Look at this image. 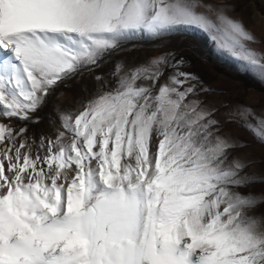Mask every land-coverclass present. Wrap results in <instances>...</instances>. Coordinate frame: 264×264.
Instances as JSON below:
<instances>
[{
	"label": "snow or ice",
	"instance_id": "6c2138e0",
	"mask_svg": "<svg viewBox=\"0 0 264 264\" xmlns=\"http://www.w3.org/2000/svg\"><path fill=\"white\" fill-rule=\"evenodd\" d=\"M237 2L0 0V264H264V167L230 127L264 144V108L216 99L174 48L111 60L198 30L264 85Z\"/></svg>",
	"mask_w": 264,
	"mask_h": 264
},
{
	"label": "rangeland",
	"instance_id": "374dc122",
	"mask_svg": "<svg viewBox=\"0 0 264 264\" xmlns=\"http://www.w3.org/2000/svg\"><path fill=\"white\" fill-rule=\"evenodd\" d=\"M243 21L247 29L251 30L262 43L253 47L264 48V0H238L235 11L229 13ZM163 45V47H154ZM177 49L191 61L186 70L195 72L200 78L217 91L214 94L216 99L229 100L233 103L250 104L257 111L264 108V85L254 79L250 74H244L238 70V62L230 55L218 53L208 37L198 30H191L185 34L166 37L162 40H150L141 37L129 41L121 46V49L112 53L111 60L122 61L126 66L132 67L146 62L151 56L167 49ZM112 65H107L102 71H107ZM240 75H245L252 80L259 82L260 88L248 85ZM70 87H61L57 96H54L47 107L37 113L43 120L38 127L47 130L49 120L53 115L52 104L67 106L74 96L82 94L81 90L90 87V77L86 73L80 82H70ZM65 93L63 100L58 99L59 93ZM243 140L249 144L248 148L239 150L242 153H249L250 158L260 161L258 167H264V144L258 143L251 133L244 129L230 126ZM242 191H246L242 189ZM264 208V206H261ZM260 214V209H257Z\"/></svg>",
	"mask_w": 264,
	"mask_h": 264
},
{
	"label": "trees",
	"instance_id": "16d2710c",
	"mask_svg": "<svg viewBox=\"0 0 264 264\" xmlns=\"http://www.w3.org/2000/svg\"><path fill=\"white\" fill-rule=\"evenodd\" d=\"M241 79H243L248 85H252L256 88H260L259 86V82H257L256 80H252L250 78H248L247 76L245 75H240Z\"/></svg>",
	"mask_w": 264,
	"mask_h": 264
}]
</instances>
